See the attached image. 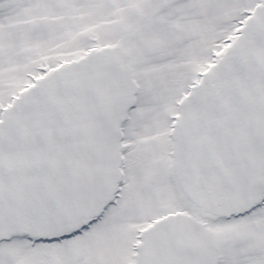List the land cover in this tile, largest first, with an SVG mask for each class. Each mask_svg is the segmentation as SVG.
Wrapping results in <instances>:
<instances>
[{
	"label": "snow or ice",
	"instance_id": "obj_1",
	"mask_svg": "<svg viewBox=\"0 0 264 264\" xmlns=\"http://www.w3.org/2000/svg\"><path fill=\"white\" fill-rule=\"evenodd\" d=\"M0 264H264V0H0Z\"/></svg>",
	"mask_w": 264,
	"mask_h": 264
}]
</instances>
